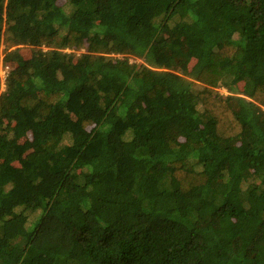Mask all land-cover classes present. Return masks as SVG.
I'll list each match as a JSON object with an SVG mask.
<instances>
[{
	"label": "trees",
	"instance_id": "obj_1",
	"mask_svg": "<svg viewBox=\"0 0 264 264\" xmlns=\"http://www.w3.org/2000/svg\"><path fill=\"white\" fill-rule=\"evenodd\" d=\"M1 64L0 264H264V0H0Z\"/></svg>",
	"mask_w": 264,
	"mask_h": 264
},
{
	"label": "rangeland",
	"instance_id": "obj_2",
	"mask_svg": "<svg viewBox=\"0 0 264 264\" xmlns=\"http://www.w3.org/2000/svg\"><path fill=\"white\" fill-rule=\"evenodd\" d=\"M67 1L68 0H58V4L63 6ZM84 51H86L84 48L80 50V52H84ZM138 61H141V60H138ZM6 75H7V67H5L3 64H1L0 65V76L2 78L3 84H4V80H5ZM2 89H4V87ZM179 136H177V137H179Z\"/></svg>",
	"mask_w": 264,
	"mask_h": 264
}]
</instances>
